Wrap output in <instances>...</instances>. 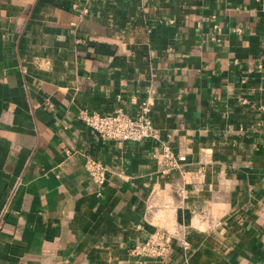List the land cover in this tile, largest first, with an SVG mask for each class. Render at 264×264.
Here are the masks:
<instances>
[{
	"label": "crops",
	"instance_id": "crops-1",
	"mask_svg": "<svg viewBox=\"0 0 264 264\" xmlns=\"http://www.w3.org/2000/svg\"><path fill=\"white\" fill-rule=\"evenodd\" d=\"M0 264H264V0H0Z\"/></svg>",
	"mask_w": 264,
	"mask_h": 264
},
{
	"label": "built area",
	"instance_id": "built-area-1",
	"mask_svg": "<svg viewBox=\"0 0 264 264\" xmlns=\"http://www.w3.org/2000/svg\"><path fill=\"white\" fill-rule=\"evenodd\" d=\"M216 29H218L216 27ZM235 31L238 29H234ZM151 102L148 99L140 101L136 111L126 113L121 108L114 109L111 113L81 112L79 115L82 123L92 130L101 139L115 141H137L143 138L155 139L158 133L150 119ZM161 157L165 162H171V151L163 147ZM84 168L97 185L104 182V166L94 158L89 157ZM170 233L155 229L143 240L134 243L128 253L140 260L148 258H162L167 255L170 246ZM180 244L187 247L189 241L182 239Z\"/></svg>",
	"mask_w": 264,
	"mask_h": 264
}]
</instances>
